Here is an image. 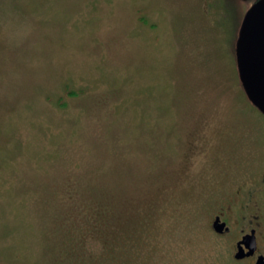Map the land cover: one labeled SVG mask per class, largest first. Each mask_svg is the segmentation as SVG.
<instances>
[{"label":"rangeland","instance_id":"1","mask_svg":"<svg viewBox=\"0 0 264 264\" xmlns=\"http://www.w3.org/2000/svg\"><path fill=\"white\" fill-rule=\"evenodd\" d=\"M254 3L0 0V264H229L214 216L264 227Z\"/></svg>","mask_w":264,"mask_h":264},{"label":"water","instance_id":"2","mask_svg":"<svg viewBox=\"0 0 264 264\" xmlns=\"http://www.w3.org/2000/svg\"><path fill=\"white\" fill-rule=\"evenodd\" d=\"M236 58L242 86L250 101L264 114V0H258L243 19ZM224 227L219 218L213 223V229L218 233H222ZM246 245L251 252L256 250L253 237L246 240ZM235 258H243L241 249ZM262 263L263 258H260L257 264Z\"/></svg>","mask_w":264,"mask_h":264},{"label":"flooded vegetation","instance_id":"3","mask_svg":"<svg viewBox=\"0 0 264 264\" xmlns=\"http://www.w3.org/2000/svg\"><path fill=\"white\" fill-rule=\"evenodd\" d=\"M240 196L241 194L239 193L238 197ZM242 198L243 196L239 199ZM228 213L222 212L214 216L211 225L212 232H210L214 238L230 243V249L228 248L225 251V255H227L225 262L229 264H257L259 259L263 258L262 264H264V227H262L260 223V218L258 216H250L241 213L235 216L240 219V221H237L235 224L236 226H234V222L231 221L233 213L230 212L229 215H227ZM217 218L220 219V224H225L222 233H218L213 229V223ZM252 237L256 242V250L253 252H251L246 245V240ZM240 249L242 250L243 258L236 259V254Z\"/></svg>","mask_w":264,"mask_h":264}]
</instances>
